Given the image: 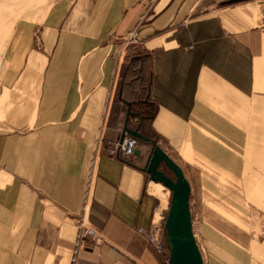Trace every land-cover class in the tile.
<instances>
[{"label": "crops", "instance_id": "1", "mask_svg": "<svg viewBox=\"0 0 264 264\" xmlns=\"http://www.w3.org/2000/svg\"><path fill=\"white\" fill-rule=\"evenodd\" d=\"M125 125L182 168L204 264H264V0H0V264H169Z\"/></svg>", "mask_w": 264, "mask_h": 264}, {"label": "water", "instance_id": "2", "mask_svg": "<svg viewBox=\"0 0 264 264\" xmlns=\"http://www.w3.org/2000/svg\"><path fill=\"white\" fill-rule=\"evenodd\" d=\"M130 113V112H128ZM124 133L149 142L150 151L142 169L150 179L162 183L170 190V201L163 222L162 244L169 264H204L196 242L189 208L190 186L180 165L163 150L155 139L141 134L137 129L123 127ZM139 149L133 154L138 155Z\"/></svg>", "mask_w": 264, "mask_h": 264}, {"label": "built area", "instance_id": "3", "mask_svg": "<svg viewBox=\"0 0 264 264\" xmlns=\"http://www.w3.org/2000/svg\"><path fill=\"white\" fill-rule=\"evenodd\" d=\"M138 145H139V141L136 137L127 135L123 137L120 141L116 142L114 147L109 148L108 153L113 156L115 155L121 158H127L133 154L134 150H136ZM95 164H96V158L93 157L90 160L88 166V172H87V178L85 184V202L89 198V194L91 191V184H92ZM164 214L165 213L161 214L160 221L153 222L148 228L139 227L137 228V231L146 237L147 242L149 243L151 248L156 253L162 254L165 257V261L168 263V259L165 256L166 250L162 244V238H161L163 232V222L165 218ZM95 235H96V231L92 227L85 224L84 220H81L78 226L76 240L73 248V258L77 253L79 246L84 245L88 240H92Z\"/></svg>", "mask_w": 264, "mask_h": 264}, {"label": "rangeland", "instance_id": "4", "mask_svg": "<svg viewBox=\"0 0 264 264\" xmlns=\"http://www.w3.org/2000/svg\"><path fill=\"white\" fill-rule=\"evenodd\" d=\"M167 209L168 208H166V210H163V212L165 213ZM202 224H212V215L210 212L204 214V221L202 222Z\"/></svg>", "mask_w": 264, "mask_h": 264}]
</instances>
